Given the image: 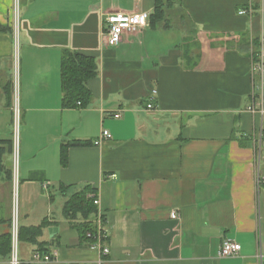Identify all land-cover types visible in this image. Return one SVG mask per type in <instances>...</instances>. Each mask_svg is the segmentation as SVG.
<instances>
[{
  "label": "crops",
  "instance_id": "obj_1",
  "mask_svg": "<svg viewBox=\"0 0 264 264\" xmlns=\"http://www.w3.org/2000/svg\"><path fill=\"white\" fill-rule=\"evenodd\" d=\"M155 2L0 0L10 28L0 31V234L16 198L19 225L46 220L38 241L57 253L37 261V244L17 241L18 264H264V101L262 112L247 109L259 101L251 67L264 0H172L166 27L149 22L107 44V14H150ZM66 50L96 59L86 107L62 106ZM15 78L18 183L7 144ZM102 130L111 137L96 144ZM68 140L89 144L68 147L61 165ZM85 185L96 189L107 253L63 215ZM224 239L241 245L237 255L218 257Z\"/></svg>",
  "mask_w": 264,
  "mask_h": 264
},
{
  "label": "trees",
  "instance_id": "obj_2",
  "mask_svg": "<svg viewBox=\"0 0 264 264\" xmlns=\"http://www.w3.org/2000/svg\"><path fill=\"white\" fill-rule=\"evenodd\" d=\"M172 0H156L155 7L149 15V22L152 27L162 25L166 27L167 10L171 6ZM9 31L10 28L0 26V31ZM98 66L93 56H88L77 51L66 50L62 54L60 65V79L62 92V106L65 108L86 107L91 101V92L87 86V81L97 75ZM13 82H10L11 108H13ZM79 102V104H78ZM13 111V109H12ZM7 144L12 147L13 141L8 140ZM89 142L71 140L62 143L60 149V163L65 165L67 161V149L70 146H84ZM13 148V147H12ZM10 175L12 176V172ZM61 191L66 192V187H61ZM97 196L96 189L90 185H85L81 189L73 192L63 204V215L70 221L82 242L91 245L95 242L97 235V207L94 198ZM48 222L41 221L38 225L24 227L18 226V243L27 241L37 244V250L46 252L47 248L43 242L38 241ZM89 234V235H88ZM104 242V241H103ZM11 232L0 234V257L6 260L5 264L11 261Z\"/></svg>",
  "mask_w": 264,
  "mask_h": 264
},
{
  "label": "built area",
  "instance_id": "obj_3",
  "mask_svg": "<svg viewBox=\"0 0 264 264\" xmlns=\"http://www.w3.org/2000/svg\"><path fill=\"white\" fill-rule=\"evenodd\" d=\"M240 14L244 11H239ZM149 13L141 12H125V11H114L106 15L105 17V38L109 46H116L121 42L122 35L124 33H138L149 23ZM260 45L256 57L253 59L251 71L253 74L254 90L252 96L256 94L259 97V101L255 102L254 99L252 103L247 107V109L252 112H262V103L264 101V33L260 36ZM155 93L152 90L151 94ZM13 153L17 154L18 149V126H19V107H18V78H15L13 82ZM79 104V102H78ZM147 108H152V103L147 104ZM111 137L107 130H102L101 135L95 143H99L101 139H109ZM258 184H264V177L258 179ZM94 204L97 206L99 204L98 197L94 198ZM171 218L176 219L178 213L176 211H171ZM97 225V235L95 242L91 244L93 247L100 249L101 253H107L108 247L103 245L105 239V229L103 226L102 213L100 210L97 212V217L95 220ZM18 211L16 198L13 205V212L11 218V261L10 264H18L17 260V241H18ZM89 235V234H88ZM241 249V245L238 242L232 241L230 239H224L218 250V257H230L237 255ZM56 252H40L35 251L33 254V259L37 261L47 262L53 258H56Z\"/></svg>",
  "mask_w": 264,
  "mask_h": 264
},
{
  "label": "rangeland",
  "instance_id": "obj_4",
  "mask_svg": "<svg viewBox=\"0 0 264 264\" xmlns=\"http://www.w3.org/2000/svg\"><path fill=\"white\" fill-rule=\"evenodd\" d=\"M172 20H174V19H172ZM175 22V21H174ZM169 34H172L173 36H169V38H168V40L169 41H173V42H175V41H177V40H179V35H180V32H179V30L178 29H176V28H172V30L169 32ZM18 144H19V139H18ZM18 146V149H17V154H15V153H13V168H14V170H16V174H17V183L19 182V175H18V171H19V168H18V166H19V164H18V152H19V145H17ZM15 166H16V169H15ZM13 182L15 183V172H14V174H13ZM14 190H15V188H14ZM20 243V242H19Z\"/></svg>",
  "mask_w": 264,
  "mask_h": 264
}]
</instances>
